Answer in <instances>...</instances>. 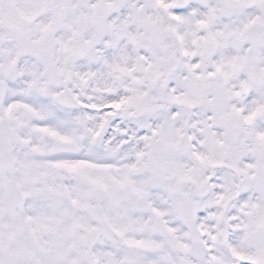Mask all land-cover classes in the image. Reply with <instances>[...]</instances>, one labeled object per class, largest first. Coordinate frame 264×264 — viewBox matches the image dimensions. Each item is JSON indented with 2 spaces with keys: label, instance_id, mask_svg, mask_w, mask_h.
Returning <instances> with one entry per match:
<instances>
[{
  "label": "snow or ice",
  "instance_id": "1",
  "mask_svg": "<svg viewBox=\"0 0 264 264\" xmlns=\"http://www.w3.org/2000/svg\"><path fill=\"white\" fill-rule=\"evenodd\" d=\"M0 264H264V0H0Z\"/></svg>",
  "mask_w": 264,
  "mask_h": 264
}]
</instances>
